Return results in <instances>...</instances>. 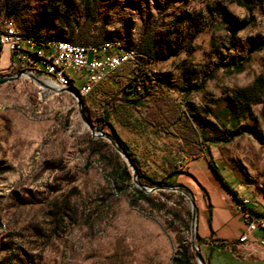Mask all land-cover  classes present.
I'll list each match as a JSON object with an SVG mask.
<instances>
[{
    "label": "rangeland",
    "instance_id": "obj_1",
    "mask_svg": "<svg viewBox=\"0 0 264 264\" xmlns=\"http://www.w3.org/2000/svg\"><path fill=\"white\" fill-rule=\"evenodd\" d=\"M224 11L245 22L232 38L221 24ZM6 19L42 43L132 54L110 78L118 82L79 94L86 119L108 135L111 126L128 145L144 186L179 187V175L187 183L189 163L203 156L238 199L264 217V98L238 122V136H228L220 116L263 75L264 49L250 55L238 74L219 66L241 63L247 47L264 40V0H0V27ZM20 71L26 70L19 67L9 76ZM142 73L161 80L167 94L127 105L123 88ZM37 77L46 81L43 74ZM187 104L208 134L224 140L209 147V156L195 141L193 129L201 128L178 122ZM90 138L70 94L24 78L0 86V264H174L188 246L189 232L179 222L145 202L132 206L129 195L116 190L115 170L126 163L108 144ZM149 196L180 219L190 211L175 193ZM255 233L264 239V230ZM198 247L205 264H264L225 253L208 257L207 248Z\"/></svg>",
    "mask_w": 264,
    "mask_h": 264
},
{
    "label": "trees",
    "instance_id": "obj_2",
    "mask_svg": "<svg viewBox=\"0 0 264 264\" xmlns=\"http://www.w3.org/2000/svg\"><path fill=\"white\" fill-rule=\"evenodd\" d=\"M8 22H13L12 19H8ZM14 23V22H13ZM221 24L226 28L227 32L229 33V37L232 38L234 37L244 26L245 22L237 23L233 20L232 16L229 15L226 11L221 13ZM22 37L26 40H30L34 42L38 48H40V51L44 50L47 48L48 43L52 42H47V43H42L35 38L32 37ZM54 42H64V41H54ZM264 49V40L260 39L259 41H256L254 44L250 45L247 47V55L244 59L241 60V63H224L220 62L219 66L227 73L230 74H238L243 71V64L246 63L250 55L260 52L261 50ZM129 63L123 64L120 68H122L124 65H127ZM118 68L111 74L107 75L93 90V92L96 91V89H99L104 86V85H113L114 80L118 79H110L112 76L116 75ZM143 78L140 79L138 82H134L133 84H129L123 88V94L125 95V102L127 105L133 106V107H138L141 103L142 100L145 98H152L153 94H156L157 92L161 93H166V89L164 87V83L157 79L153 75H149L147 73H142ZM205 81V79H204ZM118 82V81H116ZM115 82V84H116ZM73 90H75L77 93H79V89L72 87ZM142 89V91H140ZM92 92V93H93ZM185 94H189L188 90H183ZM167 94V93H166ZM264 98V73L261 76H258L254 81L251 87L247 90V93L243 94H236L230 104L226 105L225 109L221 112V117L224 118L225 126H229V134L228 136L234 137L238 136L241 133L236 131V127L238 122H240L241 118H245V113L247 110H249V107L251 104H259L261 102V99ZM153 99V98H152ZM189 105V104H187ZM189 110L185 114L182 113L180 115V119L178 122L185 121L186 124L190 127V129H193L195 124L201 128V131L197 130V127L194 130V133L196 135L195 141L196 144L199 142L201 144V147L199 149L203 148V154L209 156V147L215 146L218 142H224L223 139H217L214 136H211L204 130V125L202 123V119L199 117L198 113L195 111V109L192 106H188ZM186 116V117H185ZM107 127L111 130V133L109 134L113 140L121 147L123 148L128 157L130 158L131 162L133 163V157L131 155V152L129 148L124 144L121 139L118 137V135L115 133V131L112 129L111 126L107 125ZM226 129V127H225ZM91 143H102L104 145H107L102 140H94V139H89ZM204 144H203V143ZM205 146V149L204 147ZM209 167L213 171V173L216 175L218 180L221 182V184L231 193V195L234 197V199L237 201L238 204H240V200L238 199L237 195L230 189V187L224 182L222 177L220 176L219 172L217 171V168L215 164L209 159L208 160ZM117 172L116 180H117V187L116 190L119 191L120 193H127L130 197V203L132 206H136L138 201L145 202L148 204L151 208L155 209L158 212H164L168 216L169 222H179L180 226L182 227L184 232H188L189 230V224L188 220L190 217V211H186V219H180L179 216L172 212L169 209H165V204H162L160 206H156L152 199L151 196L144 194L137 188L133 187L131 184V175L130 171L127 167H118L115 170V173ZM175 174L170 175L169 178H173ZM140 179V177H139ZM149 183L152 185H157L158 183H154L151 180H148ZM126 184L125 190L126 191H121L120 186H123ZM179 186V185H178ZM181 189H184L182 186H179ZM185 190V189H184ZM178 199L180 201H185L184 198L180 195H177ZM250 212L253 213L254 216L259 217L262 215L256 214L254 211H252L250 208H247ZM196 241L198 242V246L200 245L201 241L196 237ZM217 248L222 249L223 244H218L216 245ZM174 264H190L191 260H194L193 255L191 253L189 243L188 246L183 249L180 253L177 254V256L174 258Z\"/></svg>",
    "mask_w": 264,
    "mask_h": 264
},
{
    "label": "built area",
    "instance_id": "obj_3",
    "mask_svg": "<svg viewBox=\"0 0 264 264\" xmlns=\"http://www.w3.org/2000/svg\"><path fill=\"white\" fill-rule=\"evenodd\" d=\"M6 50L17 61V66L37 76L43 74L46 81L55 87H63V72H70L71 80L82 82L86 96L109 74L132 59V54L121 52L111 54L105 47L88 48L82 45H58L48 43V51H40L38 46L20 43V37L6 19L0 27V56ZM247 200L237 204L244 231L240 243L249 242L257 230H264V217H256L247 208ZM258 245L264 248V239Z\"/></svg>",
    "mask_w": 264,
    "mask_h": 264
},
{
    "label": "crops",
    "instance_id": "obj_4",
    "mask_svg": "<svg viewBox=\"0 0 264 264\" xmlns=\"http://www.w3.org/2000/svg\"><path fill=\"white\" fill-rule=\"evenodd\" d=\"M18 68L15 59L3 50L0 56V77L9 76ZM75 82H79L78 87L82 85L81 81L74 79L71 82L72 87ZM126 146L128 147L127 144ZM208 160L201 156L189 163L190 169L187 173L190 177L187 183L181 179L185 178V175L177 177L179 185L195 200L196 237L201 241L200 247L207 248L208 257L225 253L242 261H264V249L257 242L261 237L259 234L255 233L249 242H239L244 225L237 212L238 203L213 173ZM192 186L195 188L193 191ZM218 244H223V248H217ZM231 248L238 251L235 256L230 253Z\"/></svg>",
    "mask_w": 264,
    "mask_h": 264
},
{
    "label": "water",
    "instance_id": "obj_5",
    "mask_svg": "<svg viewBox=\"0 0 264 264\" xmlns=\"http://www.w3.org/2000/svg\"><path fill=\"white\" fill-rule=\"evenodd\" d=\"M21 78L27 79V80L35 83L39 87H41L45 90L54 92L56 94H60V93L70 94L76 102L78 116H79L80 120L82 121V123L88 128L90 135H91V138L94 140H102V141L106 142L114 150V152L124 160L127 168L130 171L131 184L133 187L137 188L138 190H140L141 192H143L146 195H149V194L156 192V191H167V192H171V193H175L177 195H180L184 198V200L190 206V221H189V230H188V232H189V247H190L191 253L193 255L194 261L197 264H205V262L201 256L199 247L196 243V206H195L194 200L191 197V195L179 187H165V186L146 187L142 183H140V181L138 180L137 170L135 169V167L131 163V160L128 157L126 151L123 148H121L113 140V138L110 135L103 133L101 131H97L94 128V126L86 119V117L84 116L83 111H82V100L78 96V94L76 93L75 90L66 89V88H58L55 86H53V87L49 86V85H47L46 81L39 79L37 76L33 75L32 73H30L28 71H20L19 73L14 74L12 76L0 77V86L4 85L6 83H9V82L16 81V80L21 79Z\"/></svg>",
    "mask_w": 264,
    "mask_h": 264
},
{
    "label": "bare ground",
    "instance_id": "obj_6",
    "mask_svg": "<svg viewBox=\"0 0 264 264\" xmlns=\"http://www.w3.org/2000/svg\"><path fill=\"white\" fill-rule=\"evenodd\" d=\"M8 23H12V28L14 29V31H15V33L20 37V43H22V44H25V45H29V46H37L34 42H32V41H30V40H26V39H24L23 37H22V35L17 31V29H16V27L14 26V24H13V22H8ZM52 43H57L58 45H72V44H70V43H67V42H52ZM48 51V45H47V48H45L44 50H42V51ZM121 52H126V51H123V50H120ZM71 82H72V80H71V76H70V72H63V86H65V88L66 89H71V88H69V86H71ZM46 83H47V85H49V86H54L52 83H50V82H47L46 81ZM58 88H63V87H58ZM77 93V92H76ZM78 94V96L81 98V96H86V93H85V91H84V89L83 88H81L80 90H79V93H77ZM81 96H80V95Z\"/></svg>",
    "mask_w": 264,
    "mask_h": 264
}]
</instances>
